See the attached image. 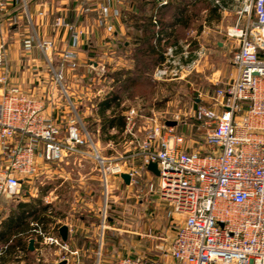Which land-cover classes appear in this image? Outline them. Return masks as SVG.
Listing matches in <instances>:
<instances>
[{
  "label": "built area",
  "instance_id": "2783aa9c",
  "mask_svg": "<svg viewBox=\"0 0 264 264\" xmlns=\"http://www.w3.org/2000/svg\"><path fill=\"white\" fill-rule=\"evenodd\" d=\"M92 1L77 0L83 9ZM156 1L161 6L170 2ZM238 1L236 21L226 32L236 44L231 76L224 80L214 75L210 80L214 88L199 91L195 98L192 118L204 132V150L188 147L177 126L167 124L173 120L155 113L143 115L140 105L125 107L126 101L121 99L125 143L134 151L129 155L130 163L114 164L101 156L72 100L67 112L52 104L57 98L53 94L47 99L8 86L7 35L2 32L5 2L0 0V207L5 197L14 199L19 195L21 181L36 175L41 164L54 165L75 154L94 157L108 187V175L120 176L123 167L133 183L139 175L135 166L138 159L139 167L145 170L148 164H157L158 176L147 172L157 178L159 197L182 217L173 235L145 233L155 239L157 253L174 264H264V0ZM98 7L100 16L108 13L104 3ZM56 26L69 31L70 48L63 52L60 68L51 64L48 70L65 94L64 69H77L78 57L73 50L80 45L83 31L62 18L57 19ZM24 47H37L49 63L52 61V40L33 43L27 38ZM98 72L102 77L98 75L97 80L101 82L106 71ZM181 72L183 69L171 60L156 68L153 78H177ZM91 87L97 97L107 93L105 86L96 93L93 83ZM47 101L52 104L51 111ZM111 130L116 132L115 128ZM32 225L42 248H54L51 255L57 258L56 264H84L72 262L78 251L72 250L69 240H62L59 228L63 223L54 232H46L39 223ZM31 239L37 238L30 236L28 241ZM45 254L40 251L34 264H47ZM97 256L96 264H104L102 250ZM112 264L165 262L157 257L126 254Z\"/></svg>",
  "mask_w": 264,
  "mask_h": 264
},
{
  "label": "rangeland",
  "instance_id": "374dc122",
  "mask_svg": "<svg viewBox=\"0 0 264 264\" xmlns=\"http://www.w3.org/2000/svg\"><path fill=\"white\" fill-rule=\"evenodd\" d=\"M124 1L120 0V2ZM239 5L240 2L236 1L235 10ZM202 8V6H192L188 10L194 17L196 26L202 21ZM172 11L169 7L166 13L171 14ZM236 18L234 12L222 14V23L216 25L215 33L206 39L210 40L211 50L208 51V56L202 62L199 72L194 71L183 79L169 77L167 80H155L153 78L155 65L146 62L145 66L150 69L146 80L140 81L130 89L124 88L121 94L122 99L126 101L125 107L128 104L140 105L143 115L150 116L155 113L159 117L176 121V130L185 137L188 147L203 151L204 132L197 127L192 118L195 98L199 91L214 88L209 80L214 75H221L224 80L230 78L231 59L236 44L230 40L226 32L228 26L234 25ZM15 23H18L20 32L31 30L24 12L20 20L8 21L6 29L10 30V34L9 37L7 36V45L16 40L12 31V25ZM97 24L105 28L108 25L105 21ZM178 37L185 42L192 40L190 34L184 30L178 33ZM200 40L203 41L202 38ZM105 71L107 73V70ZM106 81L111 80L108 78ZM76 84L78 86L77 82ZM73 88L77 87L74 85ZM88 101L84 100L82 104L75 103L80 112H85L89 108L88 114L82 116L83 120L92 115L90 112L93 108L92 103ZM80 105L84 109L80 108ZM177 115L179 118H175ZM99 124L95 121V117L86 121L101 156L114 164L130 163L129 155L134 151V147L125 143L127 139L125 134L122 133L113 140L109 137L115 135L117 129L116 132L109 130L102 133ZM110 142H114V145L111 146ZM91 151L93 153V150ZM135 166L139 169V175L135 177L133 183L127 185L119 174L111 173L108 175L107 187L94 157L75 154L54 165L42 164L36 175L21 181L20 193L16 198L3 199L0 218L6 216L9 211L15 210L21 202H39L40 199L42 205L49 206L47 216L52 219L46 226L39 223L46 232H54L59 223L71 226L73 238L71 247L73 251H78V255L72 259L73 263L80 261L84 264H96L97 253L102 250L103 263L112 264L119 253L121 256L126 255L131 249L130 255L154 259L157 257L165 264H174L169 257L157 253L153 247L154 238L141 236L140 233L146 231L145 233L155 236L160 231H165L173 235L182 222V217L174 213L159 197L157 178L149 177L145 170L139 167L138 159L135 160ZM123 169V172H127V168L123 167ZM29 235L38 239L34 231ZM139 242L142 244L140 245Z\"/></svg>",
  "mask_w": 264,
  "mask_h": 264
},
{
  "label": "crops",
  "instance_id": "0c3cea01",
  "mask_svg": "<svg viewBox=\"0 0 264 264\" xmlns=\"http://www.w3.org/2000/svg\"><path fill=\"white\" fill-rule=\"evenodd\" d=\"M3 1L5 2L2 23L3 34L9 37L10 30L6 29L8 21L20 20L23 12L31 27V30L26 29L24 32H20L18 23L12 25L16 40L6 46V59L10 69L8 86L18 87L24 92L38 97L47 98L53 94L57 98L53 100L52 104L54 103L55 107H59L61 110L65 109L67 112L69 100L74 103L80 102V104L84 100H89L88 102H91V107H93L90 111L92 115L83 121L86 123L95 117V121L100 123L101 116L98 103L107 96L110 90L120 89L121 78L125 79L127 73H132L136 68H141V60L146 59L142 54L151 53V46L155 47L152 49L154 52L162 55V57H158L159 55L156 54L155 68L170 63L169 58H171L178 63L180 69H183L180 76L174 79H183L194 71L199 72L202 62L205 61L208 51L211 50L209 47L210 40L206 39L215 33L216 25L222 23L223 13L234 12L236 14L234 4L238 0H230L227 8L219 10V19L210 14L209 3L214 2V0H187L188 9L192 6L203 7L201 11L202 21L196 26L192 16L191 24L188 27L182 23L184 16L175 15L174 11L171 14L166 13L169 6L179 4L180 0H170L166 6H161L156 0H123L124 2H120V0H93L84 9L78 5L77 0ZM99 3L108 6V13L105 16L99 15ZM89 10L91 12H88ZM58 18L75 24L83 31L80 45L73 50L78 57L79 65L75 70L64 69L65 94L60 92V86L54 83L53 75L48 70L51 64L55 69H59L63 52L70 48V33L56 26ZM100 21L108 23L107 27L97 24ZM181 30L187 31L192 40L185 42L180 39L178 33ZM27 38L32 39L33 43H36L38 39L52 40V61L49 63L44 53L37 47L26 50L24 41ZM201 38L203 41L200 40ZM99 69L107 70L106 76L104 74V79H101V82L100 79L97 80L98 75L102 77L98 72ZM95 76L96 78H94ZM108 78L111 81H105ZM211 79L212 77L209 78V80ZM91 83L94 85L95 93L104 86L107 87V93L101 97L93 95ZM74 85L77 88H73ZM52 104L47 101L49 111L52 109ZM80 108L84 109L81 105ZM87 109L85 112H80L78 109L81 118L88 114L89 108ZM106 113L111 114V109H108ZM68 115L67 113V117ZM98 126L101 128L100 124ZM147 170L145 172L153 179L149 173L150 170L148 172ZM6 216L0 218V224ZM32 223L30 221L31 226ZM67 226L69 227L68 240L73 244L72 228ZM32 231L33 227L30 232ZM143 233L140 235L144 236ZM160 233L166 234L167 232L160 231ZM29 234L26 235L28 249ZM139 244L142 243L139 242ZM34 246V250L29 249L30 252L28 253L18 249L8 264H34L40 251L46 253L44 260L47 263H57V258L51 255L54 248L47 246L43 249L40 239H36ZM131 252L130 249L126 254L130 255ZM119 256H121L120 253Z\"/></svg>",
  "mask_w": 264,
  "mask_h": 264
},
{
  "label": "trees",
  "instance_id": "16d2710c",
  "mask_svg": "<svg viewBox=\"0 0 264 264\" xmlns=\"http://www.w3.org/2000/svg\"><path fill=\"white\" fill-rule=\"evenodd\" d=\"M230 0H214L209 3L210 14L215 15L217 19L220 17L219 10L227 8L229 6ZM185 2V3H184ZM217 2V3H215ZM173 9L175 15L184 16L182 21L185 27L191 24L192 14L188 12L187 0H180V3L175 6H169ZM150 47L151 53L142 54L146 59L141 60V68H136L132 73H127L126 78L122 79L119 83L120 89L110 90L107 96L98 103L99 114L101 116L100 126L102 133L108 132L109 129H117L115 135H111L109 138L116 140L119 135H122L124 129V115L122 111L124 106H121L122 92L124 88H131L135 86L140 81L146 80L149 73V67L145 66L146 62H151L155 65L157 61L156 54ZM149 50V48H148ZM153 54V55H152ZM158 57H162L158 54ZM144 65V66H143ZM111 109V114H107L106 111ZM91 120V119H89ZM88 120V121H89ZM92 126V125H91ZM39 202H21L15 210L8 213L6 218L0 224V264H8L15 256L18 249L22 250L24 253L30 252L27 247L26 235L31 233L30 230L32 226L30 221H37L46 226L47 223L51 222V217L48 218L47 212L49 210L48 205H42Z\"/></svg>",
  "mask_w": 264,
  "mask_h": 264
},
{
  "label": "water",
  "instance_id": "95a60500",
  "mask_svg": "<svg viewBox=\"0 0 264 264\" xmlns=\"http://www.w3.org/2000/svg\"><path fill=\"white\" fill-rule=\"evenodd\" d=\"M168 125H171V126H175L177 124L176 121H168L167 122ZM148 170H150L151 172H153L156 176L159 175V169H158V166L156 163H150L148 164L147 166ZM121 178L123 179V181L126 183V184H130L131 183V176L129 173H126V172H122L120 174ZM59 233L61 235V238L63 241H67L68 240V236H69V227L67 225H62L60 228H59ZM34 239H31L29 241V249L30 250H34L35 246H34ZM47 264H54V263H47ZM58 264H67L66 261H61L60 263Z\"/></svg>",
  "mask_w": 264,
  "mask_h": 264
}]
</instances>
